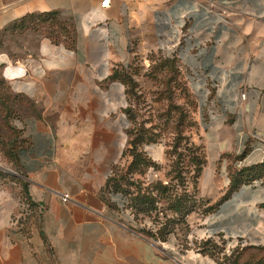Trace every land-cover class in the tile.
Masks as SVG:
<instances>
[{
	"label": "crops",
	"instance_id": "crops-1",
	"mask_svg": "<svg viewBox=\"0 0 264 264\" xmlns=\"http://www.w3.org/2000/svg\"><path fill=\"white\" fill-rule=\"evenodd\" d=\"M101 1L0 0V38L24 15L49 11L72 37L71 47L39 35L24 53L0 48L10 92L33 103L17 112L25 144L15 174L35 203L23 224L18 202L0 193V264H219L201 243L221 254L264 245V178L225 195L231 169L264 163V0ZM164 57L197 104V189L202 208L213 206L187 215L185 249L137 232L101 196L127 125L113 73Z\"/></svg>",
	"mask_w": 264,
	"mask_h": 264
},
{
	"label": "rangeland",
	"instance_id": "rangeland-1",
	"mask_svg": "<svg viewBox=\"0 0 264 264\" xmlns=\"http://www.w3.org/2000/svg\"><path fill=\"white\" fill-rule=\"evenodd\" d=\"M60 19L71 35L70 22L61 16ZM40 23L41 18H34L28 26L24 24L21 29H7L6 36L0 38V48L7 54L10 53L11 49L19 50V54L20 49L25 52L24 48L26 46L31 47L36 36L40 35ZM55 24L51 23L50 25L55 28ZM10 32L14 34L11 36ZM168 59L170 58L164 57L151 62L150 65H144L141 61L136 60L130 70H127L136 86L132 88L131 91L133 92H129L128 89V93H126L127 106L125 108H130L131 111L128 116L126 114L127 125L123 127L121 152L115 158L107 176L110 175L113 168L117 169L116 175L124 174L126 167L132 160V154L136 152L149 159L145 174L140 175V183L160 181L163 184L168 183L171 189L181 193L186 186L190 189L193 173L191 155L198 159L201 158L200 147L193 141L198 129V123L194 118L197 106L194 107L193 103H190L191 94L187 93L189 90L186 83L179 73L176 74L172 70L173 67L170 66L169 62H166ZM9 94L8 80L0 74V193L3 192L6 198L18 202L13 216H16L15 219L18 222L25 224L28 223L33 214L25 203V197L20 186L21 179L16 176L13 169L14 138L16 135H20L19 131L22 132V129L15 124V116L10 112ZM5 100L6 102H3ZM132 140L135 143L134 148L129 144ZM177 166L182 171L183 180L175 177L176 171L174 169ZM185 171H187V175H185ZM131 176L135 179L139 175H127V177ZM122 181L126 182L125 179ZM124 188L128 189L131 197L137 193L135 189L132 190L126 186ZM105 193L110 200H114V196L120 195L118 192L113 193L111 191ZM126 201L128 205L131 204L128 202V197ZM162 203V201L156 203V210L141 212L131 206L123 207L122 202L120 204L118 202V207L114 209V212L121 214L127 210L130 215L131 227L135 229L145 228L151 233L156 232L159 238L155 241L158 243L169 246L170 242L173 241L179 243L180 247L184 249L192 246L186 243L184 228L179 227L171 233L172 227L167 223L170 214L163 207H159ZM163 227L165 229L160 235ZM215 245L216 247L212 248L211 254L219 257L220 261L232 252L231 249V251L221 254V247L216 243ZM207 247L211 249L213 246Z\"/></svg>",
	"mask_w": 264,
	"mask_h": 264
},
{
	"label": "trees",
	"instance_id": "trees-1",
	"mask_svg": "<svg viewBox=\"0 0 264 264\" xmlns=\"http://www.w3.org/2000/svg\"><path fill=\"white\" fill-rule=\"evenodd\" d=\"M34 18H41L40 35L48 38L51 42L55 44L62 43L67 47L72 46V37L69 34L64 22L61 21L60 14L58 11L28 13L17 21H15L8 29H21L24 24L28 26ZM47 21H51L50 24L56 23L55 28H53L50 24H47ZM166 62L170 63V66L173 67L172 70L176 74L179 73L174 59H168V61ZM113 78L118 79L125 85V93H128V89L129 92H133L131 90L133 87L136 86V83L132 80L131 75L130 73H128L127 70H122L119 73L115 71L113 73ZM185 89L187 90L186 87ZM187 93L190 95L188 91ZM190 98V103H193L194 107H196L197 104L195 99L192 95H190ZM3 102H6V100ZM31 108H33V103L27 97L20 94H13L10 92L9 109L10 112L13 113V115L15 116V119H19V117L21 116V113H17L19 112V110L25 114L26 109ZM123 111L128 116L130 114L131 109L124 108ZM19 133L20 135H16L14 138L15 151L12 154L14 167L13 169L15 171H17L18 168L17 153L21 146L25 144V139L22 136V132L19 131ZM129 144H131L132 148H134L135 143L133 142V140L129 142ZM190 161L193 164V173L191 176L190 189L186 186L184 190L181 191V193H178L177 190L171 189V186H169L168 183L163 184L160 181H154L152 183H140V175L145 174V170L147 169V166L149 164V159L146 156L136 152L132 154V160L126 167L124 174L118 176L115 172L117 169H112L110 175L107 176L105 180L102 190L104 192H118L120 194L119 196L121 197L123 207L128 208V206H131L133 209H138V211L141 212H145L148 210L150 211L152 209L156 210V203L162 201L163 203L159 207H163L164 210L169 211L170 215L167 219V223H169L172 227L170 229L171 233L174 232V230H177V228L181 227L184 228L183 233L186 234L189 230L186 217L190 212L196 211L197 209L202 210L203 212H207L213 208V206L202 208L203 200L198 195L197 178L201 171L204 160L202 158L198 159L191 155ZM174 170L176 171L175 177L180 180H183V175L180 167L177 166ZM185 172V175H187V171ZM135 174L139 175L136 176L135 179H133V176L127 177V175L129 176ZM229 176L230 184L225 195L230 194L239 184L243 182H249L256 178H264V163L241 169H231ZM20 179V186L25 197V203L28 205V208L30 210H33L35 203L29 197L27 191V183L22 178ZM124 179L126 180V182L122 181ZM124 186H126L127 188H132V190L135 189L137 191L136 195L131 197V195H129L128 189H125ZM101 196L103 197V200L109 208L114 210L118 207L117 201L110 200L104 195ZM127 197L128 202H131V204L129 205L126 201ZM262 206H264V204H262ZM163 209L161 208V210ZM132 228L137 232L143 234L147 238L154 240H157V238H159L156 232L151 233L145 228ZM164 229L165 227L162 228L160 235ZM201 244L204 247V249H202V252L207 251L208 254L212 255V248L216 247L215 243L205 241ZM207 246L213 247L209 249ZM219 264H264V245H248L243 247L238 246L232 250L229 256H224L222 260L219 261Z\"/></svg>",
	"mask_w": 264,
	"mask_h": 264
},
{
	"label": "built area",
	"instance_id": "built-area-1",
	"mask_svg": "<svg viewBox=\"0 0 264 264\" xmlns=\"http://www.w3.org/2000/svg\"><path fill=\"white\" fill-rule=\"evenodd\" d=\"M109 0H102L101 1V6H106V4L108 3ZM68 199V194H64L62 195V200L66 201Z\"/></svg>",
	"mask_w": 264,
	"mask_h": 264
}]
</instances>
